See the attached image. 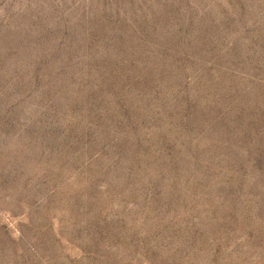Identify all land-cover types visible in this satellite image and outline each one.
<instances>
[{
    "label": "rangeland",
    "instance_id": "1",
    "mask_svg": "<svg viewBox=\"0 0 264 264\" xmlns=\"http://www.w3.org/2000/svg\"><path fill=\"white\" fill-rule=\"evenodd\" d=\"M0 264H264V0H0Z\"/></svg>",
    "mask_w": 264,
    "mask_h": 264
}]
</instances>
